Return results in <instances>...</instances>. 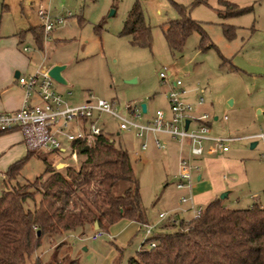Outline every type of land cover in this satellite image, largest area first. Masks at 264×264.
I'll return each instance as SVG.
<instances>
[{"label":"rangeland","instance_id":"1","mask_svg":"<svg viewBox=\"0 0 264 264\" xmlns=\"http://www.w3.org/2000/svg\"><path fill=\"white\" fill-rule=\"evenodd\" d=\"M138 1L151 28L150 47L134 46L129 36L121 34L134 0H44L42 3L52 18L66 17L68 13L70 16L64 24L54 27L49 37L44 39L43 33V48L26 30L18 48H29L27 54L33 61L30 72L43 60L45 67L57 62L65 66L61 74L67 84L54 81L53 87L70 105L81 104L90 96L107 99L116 102L119 113L132 118L125 104H145L146 112L139 119L145 121L157 109L166 107V86L159 72L167 67L184 84L200 90L198 95L204 101L199 113L220 119L227 116V121L213 123L215 132L239 136L240 140L231 144L230 149H239V158L247 163L251 182L238 185L222 198L223 204L229 208L264 204V150L260 144L251 147L258 138L246 137L264 128V115L257 114L264 112V0H206L194 5L195 0ZM221 1L252 8L243 14L223 17L219 14L224 9ZM3 2L9 4L11 12H2ZM173 2L188 7L189 17L200 23L204 33L192 32L181 50H172L164 34L166 22L179 17ZM40 5L36 6V13ZM33 8L30 2L22 0H0V33L11 34L15 22L28 26ZM227 25L234 27L232 38L224 33ZM102 118L110 131L108 136L128 152L139 183L141 204L149 219L157 222L158 213L172 211L174 200L181 197V190L175 187L174 144L160 138L166 148L159 150L149 135L138 138L133 131L119 130L112 116L103 114ZM144 140L147 146L141 150ZM20 151L17 143L12 150H0V170L7 171L9 165H5L4 159L17 156ZM38 153L55 167L59 163L77 167L84 158L67 159V152ZM38 156L26 160L11 180L13 185L31 183L44 172V162ZM223 174L231 177L227 171ZM40 197L37 193L34 200L27 199L25 207L33 208ZM123 221L126 220L111 224L106 235L95 241L89 239L94 231L91 224L66 235H45L27 263L35 264L39 257L42 264H127L140 251L143 231L142 227L137 231L136 222Z\"/></svg>","mask_w":264,"mask_h":264},{"label":"trees","instance_id":"2","mask_svg":"<svg viewBox=\"0 0 264 264\" xmlns=\"http://www.w3.org/2000/svg\"><path fill=\"white\" fill-rule=\"evenodd\" d=\"M205 1L195 0L193 5ZM221 3L224 9L219 14L223 17L252 8ZM173 4L179 17L166 22L164 34L172 50H181L192 32L204 33L200 23L189 17L188 7ZM233 28L225 27L228 38L234 36ZM29 30L41 48L43 28ZM121 34L129 36L134 46L150 47L151 28L138 0L128 10ZM72 145L78 156L84 157L77 167L69 164L56 168L46 156L30 149L8 166L11 183L29 157L39 155L45 165L44 172L31 183H11L0 194V264H28L45 235H66L95 222L106 232L122 219L140 226L147 223L128 152L104 132L86 149L85 145ZM37 193L41 197L35 206L25 207L26 200H34ZM153 239L154 247L141 249L127 264H264V206L253 203L246 208H229L216 198L198 217L182 220L179 225H165ZM35 264H42L39 257Z\"/></svg>","mask_w":264,"mask_h":264},{"label":"built area","instance_id":"3","mask_svg":"<svg viewBox=\"0 0 264 264\" xmlns=\"http://www.w3.org/2000/svg\"><path fill=\"white\" fill-rule=\"evenodd\" d=\"M40 18V25L43 28L44 39L49 37V33L54 27L65 23L66 17L56 16L52 18L48 9L40 5L37 11ZM24 47V50H28ZM44 61V60H43ZM29 74L18 75L17 82L24 89V99L22 106L14 111H0V133L20 131L23 142L30 150L42 151L46 153L58 154L67 152L69 159H76L78 153L73 147L77 145H87L93 141L94 137L101 132L106 133V124L102 118L103 114L112 116L116 120L119 130L133 131L135 136L143 138L152 133H166L180 143L187 141L189 152L193 155H201L205 142H210L211 146L207 151L211 153L228 150L229 143L239 139L236 136L212 135L208 121L211 117L207 113L196 114L195 106L191 102L183 99V95L188 93L181 79L174 77L171 87L166 93L169 106V116H166L162 109H157L154 115L145 120H139L144 113L141 106L125 104L124 108L128 118L117 111L115 101L102 98L90 97L81 104L70 105L61 94L53 87L54 80L48 75V68L44 63ZM173 74L167 67L159 72V77L166 81ZM195 89L198 90L196 87ZM200 91V90H199ZM32 97L36 101L30 103ZM204 101L202 96L197 99L198 104ZM189 120L188 125L185 121ZM223 119H227L224 115ZM194 123V127L191 125ZM254 136H263L258 134ZM248 138H252L248 136ZM158 149H165V144L155 139ZM147 146L144 140L141 149ZM179 170L177 173L176 187L190 191L193 179L192 170L197 169L196 164L191 163L186 157L180 156ZM11 183L7 171L0 170V194L9 189ZM181 203H189V210L193 212V218L198 217L203 206L197 205L192 200V195H181ZM159 222L165 225H179L181 220L173 211H161L158 213ZM142 236L140 238V250L154 247L156 242L155 223H145L142 226ZM106 235L103 229H95L89 236L92 241L98 240Z\"/></svg>","mask_w":264,"mask_h":264},{"label":"crops","instance_id":"4","mask_svg":"<svg viewBox=\"0 0 264 264\" xmlns=\"http://www.w3.org/2000/svg\"><path fill=\"white\" fill-rule=\"evenodd\" d=\"M22 1L30 2L34 7L33 10H31L33 16L30 22H28V26L24 27L22 26L23 24L22 25L20 24V22L18 23L15 22L11 34H2V32L0 33V111H4V112L14 111L22 106L24 99V89L18 84L17 77L19 74L24 75L31 73L30 70L33 67L32 64L33 61H32V56L27 54L29 52V49L24 50L23 47L21 51L18 48V46L20 42L23 41L26 30L31 32V30L29 29L37 27L39 25L40 18L36 13V6L40 4L45 6V4L42 3L44 0H22ZM35 1H37V3ZM3 11L11 12L12 9L9 6V4L3 2L2 12ZM41 48H43V45ZM174 77H176V74L173 72V74H171L168 77V79L164 82L166 86V89L164 90L165 99H166V93L171 87ZM183 85L189 90L187 94L182 96L183 99L187 102L193 103L195 106V113L201 114L199 113L200 111L199 107L202 106L203 103L202 104L197 103V99L200 96L198 95L199 90L195 89L196 87H189V85H186L184 83ZM192 95H194V99L191 98ZM87 98L88 97H85L82 101L84 100L86 101ZM35 101H36L35 97H32L30 103H33ZM161 109L164 111L166 116H169V106L167 99H166V107H163ZM261 113H263L264 115V112L261 111L257 112V114H261ZM153 115L154 113L151 115V117ZM221 119L218 116L211 117V120L208 121V124L210 126V133L212 135L232 136L230 134H222L214 131L213 123H216L217 121H221V122L227 121V119H223V117ZM105 130L107 135L110 136L111 134L110 131L107 129V127ZM261 133L263 134V136H254ZM248 136H251L252 137L251 139L258 138V141L253 142L254 143L253 147H257L260 144L261 149L264 150V128H261L259 132L249 134L246 137ZM148 137L151 138L154 145H155V139H158L160 141V138L165 139L168 142L174 144V161H175L174 177L176 178V182H177V173L179 170L178 163L181 155L186 157L191 163L196 164L193 165L196 166L197 169L192 170L193 184L190 191H188L187 189H179V190H181L180 195H188L190 193L192 195L193 202L197 205L204 207L211 200L219 198L220 193L223 192L226 193L225 197H227L241 183L250 184L251 182L249 178V174L247 173V166H246L247 163L241 160V158H239V153H238L239 149H236L234 151H231L230 149L231 147L230 145L235 142H238L240 139H236L230 142L228 150L223 152H215V153H211L207 151V147L211 146V143L205 142L204 152L201 155H193L189 152L187 141H183L182 143H180L179 141L172 138L170 135L166 133H152L149 134ZM15 143L19 144V148L21 151L17 156L4 159L5 165H10L14 161L23 158L26 155L28 148L23 142V136L20 131H11V132H6L3 135H0V150L6 147L7 150H12ZM224 171L229 172L231 177L230 178L226 177L225 174H223ZM256 203L259 204L260 206H264V204L258 202ZM188 208H189V203H181L180 198H176L174 200V205L171 207V210L174 213H176L179 220L189 221L191 218H193V212ZM163 211H167V210H163ZM146 220L147 223L150 224L155 223L156 231H160L165 228V224L163 222H159V219L157 222L150 220L147 212H146ZM123 222L125 224H129L128 222H133V221L126 220ZM138 230H141V226L137 223V231Z\"/></svg>","mask_w":264,"mask_h":264},{"label":"water","instance_id":"5","mask_svg":"<svg viewBox=\"0 0 264 264\" xmlns=\"http://www.w3.org/2000/svg\"><path fill=\"white\" fill-rule=\"evenodd\" d=\"M64 68H65L64 65L53 64L52 66H50V67L48 68V75H49L54 81H56V82H58V83H61V84H67L66 80L64 79V77H63L62 74H61V72L64 70ZM17 74H18V73H17ZM141 107H142L143 112H145V111H146V105H145V104H142ZM188 123H189V120L187 119V120L185 121V125L187 126ZM251 146L253 147V146H254V143H253ZM87 147H88V146L86 145V146L84 147V149H86ZM84 149H83V150H84ZM62 166H63V163H59L56 167H57V168H60V167H62ZM225 196H226V193H222V194L220 195L219 198L222 199V198H224ZM93 228H94V229H98V228H99V226H98V224H97L96 222L94 223ZM38 234H39V232H38ZM84 249H86V248H84Z\"/></svg>","mask_w":264,"mask_h":264}]
</instances>
